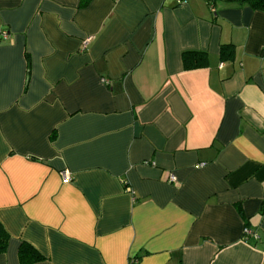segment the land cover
<instances>
[{
	"label": "crops",
	"instance_id": "crops-1",
	"mask_svg": "<svg viewBox=\"0 0 264 264\" xmlns=\"http://www.w3.org/2000/svg\"><path fill=\"white\" fill-rule=\"evenodd\" d=\"M1 30L0 264H264V11L0 0Z\"/></svg>",
	"mask_w": 264,
	"mask_h": 264
},
{
	"label": "trees",
	"instance_id": "trees-1",
	"mask_svg": "<svg viewBox=\"0 0 264 264\" xmlns=\"http://www.w3.org/2000/svg\"><path fill=\"white\" fill-rule=\"evenodd\" d=\"M236 5H247L252 9L264 11V0H225ZM184 69L190 70L205 66V53L201 51L187 50L181 53ZM9 235L0 223V254L6 251ZM19 264H33L44 260V256L27 242H21L18 248Z\"/></svg>",
	"mask_w": 264,
	"mask_h": 264
},
{
	"label": "built area",
	"instance_id": "built-area-1",
	"mask_svg": "<svg viewBox=\"0 0 264 264\" xmlns=\"http://www.w3.org/2000/svg\"><path fill=\"white\" fill-rule=\"evenodd\" d=\"M182 1V0H181ZM0 35L4 40H8V31L6 30H1L0 31ZM86 42V41H85ZM84 42V48L86 46V43ZM64 179L65 180H69V176L67 175V173H64ZM169 182H175V177L173 175H170L168 177ZM129 190V189H128ZM130 193H132L130 191ZM248 238H253L255 240H258V235L256 234V232H254L252 229L248 228V227H244L243 228V239L245 241H247Z\"/></svg>",
	"mask_w": 264,
	"mask_h": 264
}]
</instances>
